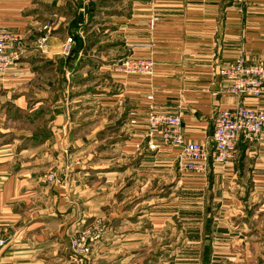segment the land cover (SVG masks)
<instances>
[{"label": "crops", "instance_id": "1", "mask_svg": "<svg viewBox=\"0 0 264 264\" xmlns=\"http://www.w3.org/2000/svg\"><path fill=\"white\" fill-rule=\"evenodd\" d=\"M98 1L109 0H0V27L21 37L23 47L20 62L0 76V239L7 242L0 248V264H71V238L98 219L112 234L95 256L110 247L107 240L114 248L131 246L136 231L126 214L139 199L161 202L162 213L151 218V227L157 224L162 237L177 243L187 238L204 244L210 254L214 236L227 232L218 226L239 216L234 230L246 232L242 241L248 248L264 246V144L245 145L239 139V158L232 165L218 166L210 159L204 174L192 173L182 169L178 149L161 142L157 150L149 149L145 124L152 96L158 109L182 118L189 140L208 144L212 153L219 110L244 102L264 111V95H227L219 76L221 67L241 54L250 63L264 58V0H110V9L100 8ZM94 21L112 23L114 37L122 41L121 56L152 58L155 72L151 77L111 73L114 91L106 94L100 84L87 108V101L71 93L76 70L88 68L84 63L93 32L88 28ZM46 23L52 34L40 49L36 40ZM65 33L84 41V48L74 45L71 58L61 55ZM97 65L98 71L111 70ZM132 113L135 127L129 126ZM46 114L47 138L40 126L31 132L19 129L21 117L34 125ZM111 130L121 140L105 144ZM63 137L70 138L71 152L77 151L80 163L74 167L63 162ZM107 150L116 155L106 159ZM63 166L68 178L49 183L47 175ZM186 196L205 204L200 207L193 199L197 211L186 213ZM209 208L203 227L198 222ZM170 215L177 223L185 216L198 222L178 227L173 236Z\"/></svg>", "mask_w": 264, "mask_h": 264}, {"label": "built area", "instance_id": "2", "mask_svg": "<svg viewBox=\"0 0 264 264\" xmlns=\"http://www.w3.org/2000/svg\"><path fill=\"white\" fill-rule=\"evenodd\" d=\"M154 20L151 21V27ZM52 34V26L47 23L39 30L36 40L38 48L43 49ZM75 41L68 37L61 55L71 58ZM22 38L10 34L0 27V76L5 75L22 57ZM114 71L125 76L151 77L155 72V62L152 58H141L128 55L113 65ZM219 76L226 83L225 93L236 98L260 99L264 95V58L249 62L245 54L239 55L231 63L221 67ZM149 105L145 116L147 125L148 147L157 150L161 142L168 147L180 151V165L183 170L192 173H205L209 160L213 164L227 167L239 158L238 140L245 145L252 143L264 144V111L247 106L244 102L231 109L218 111L212 136L213 151L209 152L208 144L189 140L183 130L182 118L168 114L155 105L154 98L149 96ZM130 127H135L137 117L132 113ZM49 183L56 181V176L50 174ZM106 225L102 219L77 233L70 243L69 262L71 264H88L93 252L104 240ZM7 242L0 239V248H5Z\"/></svg>", "mask_w": 264, "mask_h": 264}, {"label": "rangeland", "instance_id": "3", "mask_svg": "<svg viewBox=\"0 0 264 264\" xmlns=\"http://www.w3.org/2000/svg\"><path fill=\"white\" fill-rule=\"evenodd\" d=\"M98 5L100 6V8L107 7L108 9H110L113 7L110 0L105 2L98 1ZM45 20L48 22L47 19H44L43 21ZM88 29L90 31H93L91 32L92 34H90L88 41V51L90 56L88 57V59H85V62H87L84 63V66H88V68H85L82 72L78 73L76 70V75L74 76L76 77V84H74L75 88L71 93L75 98L81 99L80 101H84L83 104H86L85 101H87V108L91 107L90 101L93 99L94 94H97L101 88L105 89L106 94H111L114 91V87L116 88V86L113 85V78L111 73L117 72L112 71V66L114 63L121 60V58L127 56V54L121 56L123 52H118L121 51V48H119V46L122 44V41L114 37L115 26L112 23H101L99 21H94L92 23V26ZM71 35V33H65L64 37L67 39ZM98 63H101V65L104 64L105 66H111V70H108L107 68L105 72H101L100 70L98 71ZM113 75L121 74L117 73ZM102 83L103 85H101L102 87L100 88V84ZM79 84L83 85L80 86ZM75 106L78 107L79 104H76ZM46 116L47 114L45 116H42L40 119H36V123L34 125H29L27 119L21 117V119H19V123L22 124L19 129H25L27 132H31L33 131V127L35 128L34 130H37L36 128L40 126L42 133L47 138L49 135V131L46 129L50 121L45 118ZM116 133L117 132H114V130L108 132L106 136L107 141L105 144L119 139L115 136ZM65 140L67 141V139ZM65 140L63 137L60 153L62 154V159H64L63 162L67 161L71 167L72 165L74 167L76 163H80V161H78L79 157L78 155L75 156L77 154L76 150H73V152H71L70 138L66 143H64ZM103 155L104 157H107L106 159H108L114 157L116 155V152L107 150ZM52 171L54 172L56 171V169H52ZM53 172L49 173L46 178H48L50 174H54ZM54 175L56 176L55 182L60 184L64 180H66V178H68L69 173H67L66 167L63 166L60 168V170H58V172L56 171ZM96 181L99 182L101 180ZM133 198L134 194L131 199L132 201ZM196 198L197 197L186 196V213L192 212L193 209L197 211L196 204H192L193 199L195 200V203H200L198 204L200 205V207L204 206L205 200L201 199L199 201H196ZM160 203L161 202L158 199H150L148 201H145L144 199L134 200L133 203L128 206V213L126 214L128 216L130 215V217L132 218H126V220L131 224L127 225H130L132 227L131 229L136 231L134 232L133 236V245L121 246V244L117 243V246L114 248L112 242H110L111 240H107L108 243H110V247L107 248L104 253L97 254L98 256H95L98 252L96 249L93 252L94 255H91L88 264H264V246H251L248 248V243L242 241L244 236L246 235V232L244 230H234L237 225L235 222L241 219L239 216L234 219L231 217H227L226 224L223 223L222 225L218 226L223 228L226 227L227 232H222L214 236L215 240L212 248H210V254L208 257L206 254L207 248H205L204 244H200L198 246L193 245L189 243L186 237L184 241L179 240V242L177 243L175 240H171L170 238L172 237H169L168 235L162 237L160 226H156L157 224L151 227V221H153L155 218H159V215L156 216L155 213H162L161 208H157L158 206H160ZM211 210L212 209L210 208L208 210L204 209L203 213H201L200 222L197 221L198 223H201L203 227H205L204 221L209 220ZM150 212L152 215L149 214ZM175 217L171 215L168 217V226L170 227L169 232L172 231L173 236L178 233V227H185L186 224H190V226H192L194 225V223H197L194 220L193 222L192 220H187L188 218L190 219V217L187 216H185V220L180 221L181 223H177ZM179 218L182 219V216H179ZM146 228L147 232L144 233V229ZM151 229H153L154 232L150 231ZM158 232H160V234ZM111 234L112 231H109L108 226L106 225L104 240L108 239L109 235ZM76 235L77 233L71 238V241L76 237ZM144 235L145 238H143ZM104 240L101 242L102 244L104 243ZM107 241L105 243H107ZM251 243L255 244L254 242H249V245ZM119 258H121V261H119Z\"/></svg>", "mask_w": 264, "mask_h": 264}, {"label": "trees", "instance_id": "4", "mask_svg": "<svg viewBox=\"0 0 264 264\" xmlns=\"http://www.w3.org/2000/svg\"><path fill=\"white\" fill-rule=\"evenodd\" d=\"M74 40H75V45L77 44L76 50L77 49L84 48V41H83V39L79 35L75 36L74 37ZM74 52H75V46H74V49H73V53ZM206 254L208 256V254H209V250L208 249H207V253Z\"/></svg>", "mask_w": 264, "mask_h": 264}]
</instances>
